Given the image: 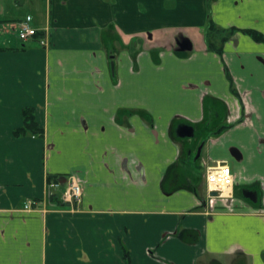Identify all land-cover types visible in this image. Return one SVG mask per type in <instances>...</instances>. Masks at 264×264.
<instances>
[{
    "label": "crops",
    "instance_id": "obj_1",
    "mask_svg": "<svg viewBox=\"0 0 264 264\" xmlns=\"http://www.w3.org/2000/svg\"><path fill=\"white\" fill-rule=\"evenodd\" d=\"M251 1L216 0L212 17L264 32ZM31 16L46 45L0 27L20 40L0 36V264H264V43L238 32L209 50L207 0H48ZM25 107L43 136H14ZM183 126L209 132L206 169L234 174L213 205L205 174L167 176L192 154ZM70 174L82 201L47 204L48 176L63 190Z\"/></svg>",
    "mask_w": 264,
    "mask_h": 264
},
{
    "label": "rangeland",
    "instance_id": "obj_2",
    "mask_svg": "<svg viewBox=\"0 0 264 264\" xmlns=\"http://www.w3.org/2000/svg\"><path fill=\"white\" fill-rule=\"evenodd\" d=\"M247 1H249V5H251V6L258 7V5H259L257 3V1H255V3H257L256 5H253L254 2L251 3L252 2L251 0H247ZM240 4L242 6L244 4V2H240ZM47 5H48V0H26L25 4H23V5L17 4L16 0H5V2H4L5 11L3 13H0V21L2 22V25L0 27L1 28L5 27V28H8L9 30H12L13 28H12V26L9 25V23H16L17 25H15L16 26L15 29H17L19 20L26 17L28 14L35 16V18H37L38 15H40L41 18H43L44 17L43 15H46ZM249 5H248V7H249ZM211 12H212V8H211ZM7 23H8V25H7ZM237 27H239V26H237ZM0 36L6 37L7 39L10 38L13 41V43H18V42L20 43V40L18 39L17 35L13 31H9L7 34L2 33L0 31ZM179 39L180 40L177 41V44H178L177 47L178 48L184 46V45H181L184 43V41H186L185 44L187 43V37L183 36V37H180ZM0 42H1V40H0ZM205 131H206V129L202 128V126H200L199 128H195V130H193L192 135L186 136L184 138V143L186 144V147L188 149L192 150V154H191L190 160L188 158H186L185 161L181 162V166L179 168L175 167L176 170L180 169L183 176H185V177L187 176V174H189L191 176L192 175L196 176V181L194 182L195 185L196 184L198 185L201 182V178L203 179V174L206 173V168L202 165L201 160H199L196 157L202 140L207 136L205 134L209 133L208 131H206V133H205ZM59 180H61V179H59ZM182 181L185 182L186 181L185 178ZM80 183H81V180H80ZM64 185H66V184L64 183ZM64 188H65V186H64ZM82 188H83V186H82ZM58 191L63 192V190L61 188H59ZM81 196L83 197V191H82ZM81 201H82V199H81ZM41 204H43V203H39L35 208H41Z\"/></svg>",
    "mask_w": 264,
    "mask_h": 264
},
{
    "label": "built area",
    "instance_id": "obj_3",
    "mask_svg": "<svg viewBox=\"0 0 264 264\" xmlns=\"http://www.w3.org/2000/svg\"><path fill=\"white\" fill-rule=\"evenodd\" d=\"M32 20H33L32 16L27 15L23 20L18 22V34L22 40H29L35 38L36 34L39 31H44L37 28L32 23ZM40 42L43 45L47 44L46 38L44 36L40 38ZM224 168H227L229 170V178L231 179V184L225 185L224 189H221L219 181L220 179L223 178ZM213 177H215V179H212ZM205 178L208 188L207 198L210 205L214 204V201L217 198V196H224L223 191L225 189L227 190L231 188L234 184V174L232 172V169L227 162H223V161H219L215 165L208 166L206 169ZM62 184L63 183L59 179L48 183V192L46 197L44 198L47 204L49 205L55 204L52 201V197L54 195H57L62 202H65L72 207H76V205L79 204L82 199L81 195L83 191V188L81 186L82 184L80 183L79 178L74 174H70L66 176L65 188L63 189V192H59L58 190L59 188L62 187ZM212 184L216 185V187L210 188V185ZM211 191H217L218 195H210ZM39 203H41V201L30 198L25 202L23 207L27 210H31L32 208L34 209Z\"/></svg>",
    "mask_w": 264,
    "mask_h": 264
},
{
    "label": "trees",
    "instance_id": "obj_4",
    "mask_svg": "<svg viewBox=\"0 0 264 264\" xmlns=\"http://www.w3.org/2000/svg\"><path fill=\"white\" fill-rule=\"evenodd\" d=\"M216 0H207V7H208V21H207V26L205 30V36H206V41L208 44V49L211 51H214L218 54H223L224 52V45L225 43L230 40L232 36H234L238 32H242L244 34L249 35L252 37L257 42L264 43V32L255 29V28H239L237 26H231V27H222L218 25L213 17H212V4ZM45 35L44 31H39L35 38H42ZM23 116H24V124L20 127H17L14 129V136L15 137H21L25 135H37V136H43L44 135V129L38 124L36 117H35V111L33 107H25L23 109ZM229 127V125H224L222 126L218 131L220 132L221 130ZM175 167L169 168V172L167 176L170 175V171L174 170ZM59 176L57 175H49L48 176V183L52 182L53 180H57ZM166 179V178H165ZM165 190H169V188H165ZM195 190V189H193ZM40 201L41 199H37ZM52 201L55 204H67L65 202H62L57 195H54L52 197ZM126 258L129 260V252L128 250L126 251Z\"/></svg>",
    "mask_w": 264,
    "mask_h": 264
},
{
    "label": "water",
    "instance_id": "obj_5",
    "mask_svg": "<svg viewBox=\"0 0 264 264\" xmlns=\"http://www.w3.org/2000/svg\"><path fill=\"white\" fill-rule=\"evenodd\" d=\"M23 2H24V0H19V4H23ZM185 42L186 41H184V43L181 44V45H184V46L180 47V49L181 50L191 49L190 42L187 41L186 44H185ZM192 132H193V127H191V126H183L180 129V135H182V136H190V135H192ZM203 146H204V142H202L201 145L199 146V149H198V152H197V155H196L197 158H199L201 156V152H202ZM210 195H218V192L217 191H211Z\"/></svg>",
    "mask_w": 264,
    "mask_h": 264
},
{
    "label": "clouds",
    "instance_id": "obj_6",
    "mask_svg": "<svg viewBox=\"0 0 264 264\" xmlns=\"http://www.w3.org/2000/svg\"><path fill=\"white\" fill-rule=\"evenodd\" d=\"M212 179H215L213 177ZM221 189H224L225 185H230L231 184V179L229 178V170L227 168L223 169V178L220 179L219 181ZM216 185L212 184L210 185V188H215ZM230 189L223 191V195L227 196L229 194Z\"/></svg>",
    "mask_w": 264,
    "mask_h": 264
}]
</instances>
